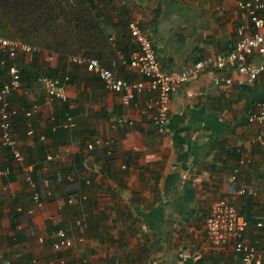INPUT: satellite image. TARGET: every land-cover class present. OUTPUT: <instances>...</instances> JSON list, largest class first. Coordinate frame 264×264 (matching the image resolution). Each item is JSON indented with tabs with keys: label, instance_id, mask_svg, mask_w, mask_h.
Here are the masks:
<instances>
[{
	"label": "crops",
	"instance_id": "obj_1",
	"mask_svg": "<svg viewBox=\"0 0 264 264\" xmlns=\"http://www.w3.org/2000/svg\"><path fill=\"white\" fill-rule=\"evenodd\" d=\"M133 18L167 71L228 53L248 20L239 0H0V36L40 49L32 62L19 56L25 68L13 102L41 104L15 120L24 163L0 139V264H243L233 244L213 245L205 234L207 214L222 199L250 222L246 241L262 246L264 145L249 115L264 95V73L252 84L235 70L193 76L173 92L160 129L143 111L149 89L125 104L69 60L97 57L137 78L127 64ZM6 75L0 70V84ZM42 75L60 77L68 100H49ZM227 75L232 84L215 82ZM67 114L73 127L63 125ZM121 117L134 123L119 124ZM33 164L34 184L25 171ZM59 228L73 235L72 248L54 249Z\"/></svg>",
	"mask_w": 264,
	"mask_h": 264
},
{
	"label": "built area",
	"instance_id": "obj_2",
	"mask_svg": "<svg viewBox=\"0 0 264 264\" xmlns=\"http://www.w3.org/2000/svg\"><path fill=\"white\" fill-rule=\"evenodd\" d=\"M239 6L246 12L248 20L237 30L239 38L235 47L228 53L208 54L180 71H167L163 68L153 39L142 28L139 20L134 18L129 20L128 29L136 47L127 64L138 76L137 78L127 79L115 74L111 66L103 64L97 57L73 55L69 57V60L84 65L92 71L107 89L121 93L125 104H131L139 93L149 89L152 96L143 111L153 124L164 129L171 110L173 92L193 76H198L207 70L225 72L235 70L239 73V82L252 84L264 73V0H239ZM39 51L40 49L33 44L0 36V68L5 67L7 72L6 79L0 84V139L4 146L10 148L13 160L18 163H24V156L19 148V138L14 127L15 120L20 116L32 117L41 109V104L37 102L30 108L18 106L13 102L12 94L20 88L25 68V62L20 60L19 56L24 54L26 60L32 62ZM53 58V55H49L50 60ZM64 78L68 81L70 76L66 75ZM40 80L49 100H68V94L60 77L42 75ZM233 81V77L229 75L215 79L217 84L221 82L232 84ZM52 119L56 122L55 116ZM249 119L259 126L255 141L264 145V95L256 102ZM118 123L133 124L134 121L121 117ZM63 125L73 127L75 125L73 116L67 114ZM57 129L58 125H54L53 130ZM95 145L96 143L91 142L88 148L94 149ZM10 170L11 167L7 166L4 172ZM33 170L34 164L25 165L27 180L32 184H34ZM238 170L239 168H236L235 173L231 175V181L236 180ZM43 182L48 184L49 179L44 178ZM243 191H245L244 188H237L238 193ZM38 195L39 193L34 194L36 200L40 199ZM256 225L262 229L263 243L260 248L245 239V232L250 226L247 218L237 210L235 205L222 199L216 201L207 214L205 234L213 245L233 244L235 250L242 254L243 264H264V218ZM54 234L55 250H65L75 245V239L67 229L59 228Z\"/></svg>",
	"mask_w": 264,
	"mask_h": 264
},
{
	"label": "trees",
	"instance_id": "obj_3",
	"mask_svg": "<svg viewBox=\"0 0 264 264\" xmlns=\"http://www.w3.org/2000/svg\"><path fill=\"white\" fill-rule=\"evenodd\" d=\"M4 69H6V68H3V67L0 68V70H2V71H4ZM23 74H24V72H23ZM18 118H19V117H18Z\"/></svg>",
	"mask_w": 264,
	"mask_h": 264
}]
</instances>
